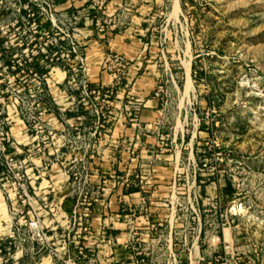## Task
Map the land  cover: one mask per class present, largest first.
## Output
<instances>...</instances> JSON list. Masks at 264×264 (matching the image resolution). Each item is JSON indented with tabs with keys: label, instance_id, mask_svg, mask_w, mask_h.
<instances>
[{
	"label": "rangeland",
	"instance_id": "374dc122",
	"mask_svg": "<svg viewBox=\"0 0 264 264\" xmlns=\"http://www.w3.org/2000/svg\"><path fill=\"white\" fill-rule=\"evenodd\" d=\"M157 20L150 54L173 108L143 127L154 141L125 176L103 165L105 109L91 128L87 112L54 123L46 89L74 65L60 38L71 15L54 0H0V264L125 257L108 255L106 220L125 178L138 185L125 194L171 217L191 264H264V0H171Z\"/></svg>",
	"mask_w": 264,
	"mask_h": 264
},
{
	"label": "crops",
	"instance_id": "0c3cea01",
	"mask_svg": "<svg viewBox=\"0 0 264 264\" xmlns=\"http://www.w3.org/2000/svg\"><path fill=\"white\" fill-rule=\"evenodd\" d=\"M54 1L61 14H70L76 20L75 36L81 42L92 85H108L111 82V74L100 69L106 53H119L130 60L123 85L113 89V95L104 106L108 119L102 121L103 132L98 134L103 144V165L108 167L109 172L118 171L125 176L131 174L135 172L136 165L127 169V159H131V164L137 162V147L141 141H154L151 136L142 133L143 127L155 126L165 115L164 110L173 108L171 103L161 101L166 89L161 96L155 95L157 83L162 82V78L155 70L156 62L150 54L152 47L148 40L154 26L159 24L157 17L166 14L171 0H105L100 8L96 0ZM86 12L89 13L88 18L83 16ZM60 73V81H56L60 85L58 89H46L52 100L56 99L60 105L56 108L64 111L62 118L58 112L53 115L54 123L59 127L82 125L85 120L82 119V112H87L85 123L90 124V128L91 124L95 126L91 109L82 107L78 93L63 97L59 92L67 76L66 72ZM49 102L51 104V100ZM136 103H139L137 113ZM117 145L127 151H117ZM118 158V167H114ZM113 186H117L120 195L114 204L117 212L113 213L109 207L110 212L106 214L110 224L107 231L108 255L117 257L119 252L126 255L115 260L109 257L107 264H111L112 260V264H191L190 249L186 247V252L184 245L176 247V232L170 224L171 217L152 214V202L139 197L138 192L125 194L127 189L138 188L134 181L125 178L116 181ZM129 211L133 213L128 214Z\"/></svg>",
	"mask_w": 264,
	"mask_h": 264
},
{
	"label": "built area",
	"instance_id": "2783aa9c",
	"mask_svg": "<svg viewBox=\"0 0 264 264\" xmlns=\"http://www.w3.org/2000/svg\"><path fill=\"white\" fill-rule=\"evenodd\" d=\"M104 2L105 0H97L98 7L100 8ZM83 16L88 18L89 13L86 12ZM75 24L76 20L74 19L67 28V32L61 29L63 35L60 38L64 40L66 39L65 36L67 37L70 43L67 55L70 53L74 65L71 66L69 71H65L67 74L65 84L59 92L63 97H67L72 93H78L80 96L79 102L82 107L90 108L93 115L101 117L104 116V106L113 95V89L123 85V80L126 79L127 71L130 67V60L119 53H106L101 60L100 69L111 74V82L108 85H92L89 79L81 42L75 36L77 33ZM37 90L36 93L38 94L44 91V89ZM162 92L163 89L159 86L155 90V95L160 96ZM53 102L55 106H60L56 99H53ZM138 104L139 103L135 104V112L138 110ZM63 112V110H59L61 118L63 117Z\"/></svg>",
	"mask_w": 264,
	"mask_h": 264
}]
</instances>
